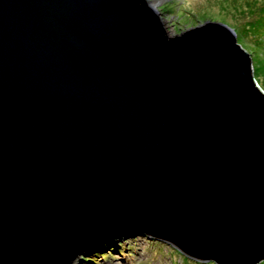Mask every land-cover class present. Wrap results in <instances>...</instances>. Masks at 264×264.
Segmentation results:
<instances>
[{
	"label": "water",
	"instance_id": "water-1",
	"mask_svg": "<svg viewBox=\"0 0 264 264\" xmlns=\"http://www.w3.org/2000/svg\"><path fill=\"white\" fill-rule=\"evenodd\" d=\"M264 259V90L224 22L154 0H0V264L128 236Z\"/></svg>",
	"mask_w": 264,
	"mask_h": 264
},
{
	"label": "rangeland",
	"instance_id": "rangeland-1",
	"mask_svg": "<svg viewBox=\"0 0 264 264\" xmlns=\"http://www.w3.org/2000/svg\"><path fill=\"white\" fill-rule=\"evenodd\" d=\"M154 4L169 34L178 33L205 20H216L230 26L235 31L236 42L250 54L252 73L258 85L264 90V18L260 20L262 17L252 14L259 6L261 7L259 12L264 10L263 0H154ZM256 26L259 31L256 30ZM155 240L142 235L126 237L119 241L123 246L120 253L116 245L104 246L81 255L77 262H80L79 264H173L179 261L180 264L179 258L174 252H170L168 246ZM126 243L131 245L125 247ZM107 248L112 250V258L102 257V252ZM90 256L94 259L92 260L93 257ZM257 264H264V259Z\"/></svg>",
	"mask_w": 264,
	"mask_h": 264
},
{
	"label": "trees",
	"instance_id": "trees-1",
	"mask_svg": "<svg viewBox=\"0 0 264 264\" xmlns=\"http://www.w3.org/2000/svg\"><path fill=\"white\" fill-rule=\"evenodd\" d=\"M263 5H264V0H263ZM260 9H261V7L259 6V8L256 10V12H253L252 14H254L255 16H259V17H262L260 20H262L263 18H264V10L263 11H261V12H259L260 11ZM264 26V25H263ZM256 28V30L257 31H259V28H258V26H256L255 27ZM238 31H240V30H238ZM244 34L242 33V36H243ZM261 40V39H260ZM136 236V235H135ZM128 237H134V236H128ZM146 237V236H145ZM150 241H152V240H150ZM156 241V240H155ZM155 243H157L158 244V242H155ZM159 243H160V241H159ZM161 244H163V245H165V246H168V248H169V250H170V252H174L175 253V255H177V258H179V260H180V264H215L214 262H212V261H206V262H202V261H195V260H192V259H189V258H187V257H185L184 255H182V254H180L177 250H175L174 248H172L171 246H169L168 244H166V243H164V242H161ZM129 245H131V244H129V243H126V246L125 247H129ZM116 246H117V248H118V253H120L121 252V250L123 249V246H121V244L118 242L117 244H116ZM118 246H120V247H118ZM110 248H112V249H114L113 247H110ZM112 250L111 249H108L107 248V250L106 251H104V252H102V257H104V256H106V257H108V258H112ZM90 257H93V256H90ZM94 259V257L92 258V260ZM179 262V261H178ZM178 262H173V264H178Z\"/></svg>",
	"mask_w": 264,
	"mask_h": 264
}]
</instances>
